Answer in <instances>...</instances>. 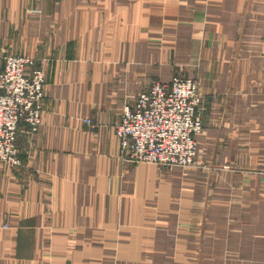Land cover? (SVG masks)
<instances>
[{"label":"crops","instance_id":"crops-1","mask_svg":"<svg viewBox=\"0 0 264 264\" xmlns=\"http://www.w3.org/2000/svg\"><path fill=\"white\" fill-rule=\"evenodd\" d=\"M172 5L180 62L201 63L187 70L205 100L200 148L244 174L258 167L264 182V0H0V68L27 55L47 79L42 125L19 132L22 165L0 162V264H144L147 246L171 249L176 221L203 196L200 173L130 162L114 124L173 77L148 45L171 30Z\"/></svg>","mask_w":264,"mask_h":264},{"label":"built area","instance_id":"built-area-1","mask_svg":"<svg viewBox=\"0 0 264 264\" xmlns=\"http://www.w3.org/2000/svg\"><path fill=\"white\" fill-rule=\"evenodd\" d=\"M46 74L31 56L8 54L0 68V162L21 166L19 132L31 134L42 125ZM203 96L195 78L174 75L156 80L134 103L126 104L115 122L120 152L133 163L160 167L191 166L198 155L197 136L203 130ZM92 131L97 124L84 120Z\"/></svg>","mask_w":264,"mask_h":264},{"label":"rangeland","instance_id":"rangeland-1","mask_svg":"<svg viewBox=\"0 0 264 264\" xmlns=\"http://www.w3.org/2000/svg\"><path fill=\"white\" fill-rule=\"evenodd\" d=\"M210 7L206 2L201 6L203 11ZM171 8V30L161 27L155 30L148 41L149 47L155 51L153 66L161 70L163 63L169 60L170 77L188 76V68L192 65L193 68H200L201 63L200 60L196 63L194 57L191 58L192 63L180 62L179 48L183 43L175 12L178 6L172 5ZM246 9L248 13L250 9L253 10V5L248 3ZM255 11L260 12L257 9ZM197 39L203 45L213 41L209 37ZM192 78L198 81L200 87V77L192 75ZM201 95L204 100V95ZM204 101L200 108L201 115L206 109ZM202 133L203 130L197 136L196 164L175 167L185 173L189 170L200 173L197 188L202 190L203 196L196 198L181 219L176 221L177 228L172 233L175 241L171 249L166 245L147 246L144 249V264H173V261L162 262L150 258L154 253L170 255L172 258L174 252L186 255V259L183 256L184 261L176 264H264V197L259 195L264 192V182L257 181L261 176L260 169L253 166L251 172L245 170L244 174L239 169L243 166L219 161L215 150L210 154L208 150L200 148L199 136ZM222 156L225 161L227 152L224 151Z\"/></svg>","mask_w":264,"mask_h":264}]
</instances>
